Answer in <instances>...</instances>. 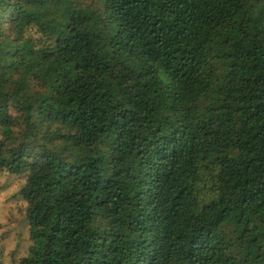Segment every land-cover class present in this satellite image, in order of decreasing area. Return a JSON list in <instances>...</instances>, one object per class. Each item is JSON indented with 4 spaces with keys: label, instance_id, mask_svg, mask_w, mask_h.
Instances as JSON below:
<instances>
[{
    "label": "trees",
    "instance_id": "trees-1",
    "mask_svg": "<svg viewBox=\"0 0 264 264\" xmlns=\"http://www.w3.org/2000/svg\"><path fill=\"white\" fill-rule=\"evenodd\" d=\"M0 170L22 264H264V0H0Z\"/></svg>",
    "mask_w": 264,
    "mask_h": 264
},
{
    "label": "rangeland",
    "instance_id": "rangeland-1",
    "mask_svg": "<svg viewBox=\"0 0 264 264\" xmlns=\"http://www.w3.org/2000/svg\"><path fill=\"white\" fill-rule=\"evenodd\" d=\"M25 175L0 170V263L22 264L32 245L27 219L28 204L22 195Z\"/></svg>",
    "mask_w": 264,
    "mask_h": 264
}]
</instances>
